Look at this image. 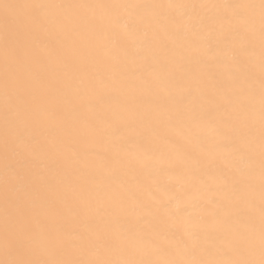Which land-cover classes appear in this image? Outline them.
Masks as SVG:
<instances>
[{"label":"snow or ice","instance_id":"obj_1","mask_svg":"<svg viewBox=\"0 0 264 264\" xmlns=\"http://www.w3.org/2000/svg\"><path fill=\"white\" fill-rule=\"evenodd\" d=\"M0 264H264V0H0Z\"/></svg>","mask_w":264,"mask_h":264},{"label":"bare ground","instance_id":"obj_2","mask_svg":"<svg viewBox=\"0 0 264 264\" xmlns=\"http://www.w3.org/2000/svg\"><path fill=\"white\" fill-rule=\"evenodd\" d=\"M158 2H167V0H158ZM183 2H194V0H183Z\"/></svg>","mask_w":264,"mask_h":264}]
</instances>
